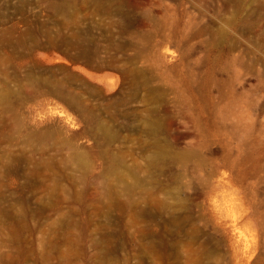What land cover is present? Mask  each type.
<instances>
[{"label": "rangeland", "instance_id": "rangeland-1", "mask_svg": "<svg viewBox=\"0 0 264 264\" xmlns=\"http://www.w3.org/2000/svg\"><path fill=\"white\" fill-rule=\"evenodd\" d=\"M0 264H264V0H0Z\"/></svg>", "mask_w": 264, "mask_h": 264}]
</instances>
